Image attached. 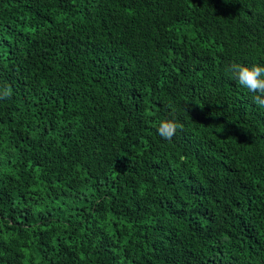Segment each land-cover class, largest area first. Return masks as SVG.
<instances>
[{
  "label": "trees",
  "instance_id": "1",
  "mask_svg": "<svg viewBox=\"0 0 264 264\" xmlns=\"http://www.w3.org/2000/svg\"><path fill=\"white\" fill-rule=\"evenodd\" d=\"M232 64L264 66V0H0V264H264Z\"/></svg>",
  "mask_w": 264,
  "mask_h": 264
},
{
  "label": "clouds",
  "instance_id": "2",
  "mask_svg": "<svg viewBox=\"0 0 264 264\" xmlns=\"http://www.w3.org/2000/svg\"><path fill=\"white\" fill-rule=\"evenodd\" d=\"M228 72L239 86L254 94L253 98L257 104L264 106V99H262L264 97V66L253 65L248 67L240 64H232L228 68ZM180 127L181 125L174 118H164L158 124L157 133L163 139L171 140Z\"/></svg>",
  "mask_w": 264,
  "mask_h": 264
}]
</instances>
